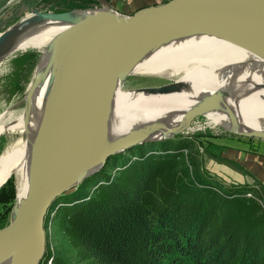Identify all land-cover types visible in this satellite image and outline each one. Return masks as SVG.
<instances>
[{"label":"bare ground","instance_id":"obj_1","mask_svg":"<svg viewBox=\"0 0 264 264\" xmlns=\"http://www.w3.org/2000/svg\"><path fill=\"white\" fill-rule=\"evenodd\" d=\"M109 8L73 11L67 13L65 22L47 21L31 14L16 24L17 36L0 60V71L4 61L20 51L33 50L38 58L28 100L16 102L15 115H0V135L20 137L0 157V186L9 176L16 178L18 214L13 222L19 220L21 204L28 200L54 72L67 45L77 36L69 37V32L97 11L116 17ZM31 18L32 22H26ZM129 76L149 78L147 86L156 87L113 93L118 81ZM215 94L222 101L216 110L205 113L210 124L235 133L264 132V32H188L153 41L136 40L110 76L97 111L98 123L90 132L87 169L75 185L100 169L108 150L116 154L131 142L161 141L184 131L191 109ZM25 253L1 255L0 264H18Z\"/></svg>","mask_w":264,"mask_h":264},{"label":"water","instance_id":"obj_2","mask_svg":"<svg viewBox=\"0 0 264 264\" xmlns=\"http://www.w3.org/2000/svg\"><path fill=\"white\" fill-rule=\"evenodd\" d=\"M31 14L53 22H65L68 18L67 12L34 10ZM119 16L97 11L69 32V37L77 36L67 45L53 75L28 200L21 204L19 220L13 222L18 214L14 206L12 223L0 229V256L26 251L18 264H39L42 260L44 219L54 202L76 186L87 169L86 150L90 132L98 123L97 111L114 68L132 43L188 32L244 29L264 32V0H170L128 17ZM26 22H32V18ZM16 24L0 32V60L17 36ZM220 101L219 94L200 101L191 109L186 125L216 110ZM227 131L239 137L264 140L262 131ZM113 154L105 152L100 169Z\"/></svg>","mask_w":264,"mask_h":264},{"label":"trees","instance_id":"obj_3","mask_svg":"<svg viewBox=\"0 0 264 264\" xmlns=\"http://www.w3.org/2000/svg\"><path fill=\"white\" fill-rule=\"evenodd\" d=\"M53 1L61 13L88 0ZM179 149L142 153L113 181L102 171L93 194L79 192L72 204L63 196L58 226L79 264H264V192L187 181L175 162Z\"/></svg>","mask_w":264,"mask_h":264},{"label":"rangeland","instance_id":"obj_4","mask_svg":"<svg viewBox=\"0 0 264 264\" xmlns=\"http://www.w3.org/2000/svg\"><path fill=\"white\" fill-rule=\"evenodd\" d=\"M78 5L81 8L71 9L64 12L70 13L77 10H95L101 9L103 5L107 6L102 0H91L90 3L89 0L82 1ZM69 6L70 4L64 3L65 8H68ZM107 7H110V5ZM34 10L57 13L55 12L53 0H0V32L19 22L25 16L31 15ZM110 10L114 11L116 16L121 15L111 7ZM37 58L38 54L35 51L27 50L15 53L11 58L4 61V68L0 71L1 116H6L10 113L15 115L18 113L16 102H26L28 100V92H30L36 78L35 64L37 63ZM130 77L131 76L119 80L113 93L136 91L139 89L143 90L146 87H156V85L153 84L147 86L149 85V80L147 81L149 78ZM228 83L229 81L226 82V84ZM234 95L237 94L235 93ZM13 127L15 126L13 125ZM187 129H192L193 131L188 132L186 131ZM227 130L229 129L210 124L206 116H201L195 119L188 128L184 129V131L175 134L171 138L163 139L161 141L131 142L130 145L133 143L138 144L133 146L129 145L119 153L111 155L100 171L90 175V177L88 176L89 178L81 181L54 202L51 210L44 219L43 224L45 235L44 256L50 254L51 256L62 258L65 264H79L75 251L70 247L64 232L58 226V212L60 209L57 205H66L62 201L63 196L69 198L66 200L67 204H72L76 201V194L79 192L83 194H93L94 186L99 184L98 178L102 171V174H104L106 178L113 181L118 178L119 172L127 166H132L135 162L140 161V154L142 153H162L160 150L163 148L181 146V149L177 150L179 157L175 162L180 174L188 177L186 179L187 181H190L191 183L202 182L203 184H209L212 188L215 187L222 191L224 188H229L230 186H226L214 178H210L208 171L205 169V163H207L209 158L213 157L211 145L208 143L207 139L211 138V136L236 137V135ZM19 139L20 137L16 134L0 135V157L4 149L12 146ZM248 139H250L249 142L254 144L253 146L264 148V140L258 138ZM168 152L174 153L175 150H169ZM99 180L104 179L100 178ZM15 186V176H9L0 186V219H5V227L12 223V209L14 206L17 207ZM43 262L44 259L42 258L39 264H43ZM49 262L50 261H48V264H50Z\"/></svg>","mask_w":264,"mask_h":264},{"label":"crops","instance_id":"obj_5","mask_svg":"<svg viewBox=\"0 0 264 264\" xmlns=\"http://www.w3.org/2000/svg\"><path fill=\"white\" fill-rule=\"evenodd\" d=\"M168 1L170 0H107L113 10L126 17L140 9ZM107 6L103 5L109 8ZM207 140L213 153V157L205 163L210 178L226 186H249L264 192L263 147L253 146L254 144L249 142L250 139L237 136H211ZM261 206L264 208V196Z\"/></svg>","mask_w":264,"mask_h":264},{"label":"built area","instance_id":"obj_6","mask_svg":"<svg viewBox=\"0 0 264 264\" xmlns=\"http://www.w3.org/2000/svg\"><path fill=\"white\" fill-rule=\"evenodd\" d=\"M246 196H247V197H251V195H250V194H247Z\"/></svg>","mask_w":264,"mask_h":264}]
</instances>
